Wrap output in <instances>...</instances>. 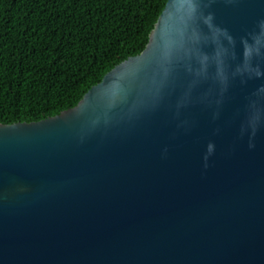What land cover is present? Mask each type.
Segmentation results:
<instances>
[{"label": "water", "instance_id": "obj_1", "mask_svg": "<svg viewBox=\"0 0 264 264\" xmlns=\"http://www.w3.org/2000/svg\"><path fill=\"white\" fill-rule=\"evenodd\" d=\"M262 25L264 0H167L76 105L0 124V264H264Z\"/></svg>", "mask_w": 264, "mask_h": 264}, {"label": "trees", "instance_id": "obj_2", "mask_svg": "<svg viewBox=\"0 0 264 264\" xmlns=\"http://www.w3.org/2000/svg\"><path fill=\"white\" fill-rule=\"evenodd\" d=\"M167 0H0V124L77 104L139 54Z\"/></svg>", "mask_w": 264, "mask_h": 264}, {"label": "clouds", "instance_id": "obj_3", "mask_svg": "<svg viewBox=\"0 0 264 264\" xmlns=\"http://www.w3.org/2000/svg\"><path fill=\"white\" fill-rule=\"evenodd\" d=\"M197 5L193 4V13L196 12ZM206 23L209 24V27H211V16L207 17L205 20ZM264 27V25H262ZM193 43L198 42L199 37L196 33H193L192 37L190 38ZM229 40L231 41V38L229 37ZM244 44V70L248 71H254L256 76L264 75V73H261L258 68L253 69L251 67V62L256 57L264 56V40L260 39H253L251 42L245 40L243 41ZM182 49H177V52H179ZM219 56V53L217 54ZM207 57H200V62L202 65H206ZM239 71V70H238ZM218 77L223 82L226 80V77L224 76L222 68H218ZM209 151H211V146H209ZM207 159V157L205 158Z\"/></svg>", "mask_w": 264, "mask_h": 264}]
</instances>
